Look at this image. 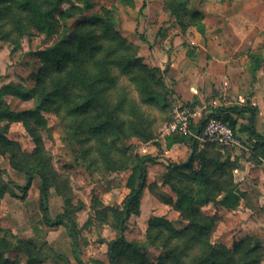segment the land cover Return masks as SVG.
<instances>
[{
  "label": "rangeland",
  "instance_id": "obj_1",
  "mask_svg": "<svg viewBox=\"0 0 264 264\" xmlns=\"http://www.w3.org/2000/svg\"><path fill=\"white\" fill-rule=\"evenodd\" d=\"M170 2L64 0L55 17L60 31L65 33L90 17L105 15L109 11L110 37L117 38L113 45L120 52L125 45L129 46L123 54L142 59L141 65L154 73V80L149 85L156 94L149 104L144 102L149 94L141 95L135 80L119 75L120 84L127 88L131 101L136 102L141 110L139 115L129 111L122 116L130 120L124 136L119 139L112 133L106 136L108 143L113 140L117 143L118 152L114 150L112 154L118 161L117 166L99 154L94 142L84 145L72 143L65 130L66 124L54 112H43L47 123L37 132L38 143L22 122L0 123V126L7 127L6 138L18 144L25 156L42 150L44 161L51 170V219L55 220L60 215L70 217L78 234V254L87 264H95V260L110 264L109 243L118 235L111 210L120 207L130 194L127 182L137 156L157 155L160 160L157 164L148 165L147 188L139 213L132 214L128 220L126 239L145 243L150 220L155 216L166 217L178 229L188 224L167 201L169 198L175 200L176 195L164 179L167 165L170 162L183 163L189 152L182 145L177 154L166 157L169 136L165 134V126L175 106H187L194 114L201 115L210 114L214 109L211 103L218 98L221 88H212L211 92L208 84L203 87L206 69L213 60L205 49L223 50L225 56L228 49L244 48L240 50V56L232 57L230 64H242L245 53L254 45L264 52V0H193L182 20L171 14ZM94 28L88 27L87 31L93 32ZM12 32L10 26L0 29L1 84L15 82L31 89L36 81L34 75L41 66L37 52L52 44L53 40L36 32L29 35ZM132 74L147 75L140 66H134ZM203 95L205 102L201 104L196 99ZM7 101L19 111L35 106L34 102L19 98L7 97ZM133 127L138 128L139 133ZM238 137L244 145L245 141ZM102 149L108 151L105 147ZM18 158L19 155L16 160ZM0 169L6 171V174H0V191L4 193L0 202L1 235L15 243V247L4 254L5 258L11 261L27 259L25 250L17 245L16 240L20 239L32 243L39 258H47L43 264H79L68 221L60 226H49L44 222L39 177L24 194L9 182L19 186L26 183L25 174L13 168L10 153L0 152ZM250 196V203L243 201L242 208L235 210L241 211L238 215L228 216L226 209L218 205L203 206L202 211L217 220L211 235L213 243L232 250L234 243L250 237L253 245L259 244L264 249V195L252 192ZM246 208L251 211L247 216L244 215ZM145 253L154 260L161 254V249L150 247ZM260 264H264V254Z\"/></svg>",
  "mask_w": 264,
  "mask_h": 264
},
{
  "label": "trees",
  "instance_id": "obj_2",
  "mask_svg": "<svg viewBox=\"0 0 264 264\" xmlns=\"http://www.w3.org/2000/svg\"><path fill=\"white\" fill-rule=\"evenodd\" d=\"M63 1L0 0V29L10 26V32L20 35L36 32L53 40L52 44L37 52L41 57V66L34 75L36 81L31 89L15 82L1 84L0 79V123L22 122L29 133L37 138L38 143L40 138L38 139L37 132L47 123L43 112H54L66 124L65 130L72 143L84 145L94 142L99 154L117 166L118 161L112 157L114 150L118 152L117 143L115 140L108 143L106 136L109 133L118 139L124 136L130 120L122 116L129 111L139 115L141 110L136 102L131 101L127 88L120 84L119 75L135 80L141 95L149 94L144 99L149 104L156 94L149 85L154 80V73L141 65L142 59L123 54L129 46L119 36L125 49L120 52L113 45L117 38L110 37L112 29L109 25V11L105 15H94L74 30L62 33L55 17L61 11ZM192 3L193 0H171L170 12L182 20ZM88 27L95 28L92 32L87 31ZM134 66H140L147 75L132 74ZM248 66L254 75L264 69L263 54L250 53ZM7 97L32 101L35 106L19 111L13 108ZM245 112L250 113L248 124L240 125L239 117ZM257 112L255 107L222 108L206 115L197 126L192 124L191 130L199 133L207 118H219L234 128L239 136H245V140L252 144L249 161L261 164L264 159V135L256 130ZM173 118L172 115L170 121ZM6 128L0 126V152L10 153L13 168L26 176L23 186L9 182L26 194L34 179L39 177L40 208L45 224L60 226L68 221L74 239L76 260L79 264H87L78 254V234L70 217L60 215L55 220L51 219V170L44 161L42 150L38 149L34 155L25 156L18 144L6 138ZM135 130L139 133L138 128ZM182 143L190 146V158L185 163L170 162L164 183L169 184L176 195L175 200L169 198L167 201L181 213L188 224L178 229L166 217L155 216L150 220L145 243L129 242L126 239L128 220L132 214L139 213L141 199L147 188L148 165L157 164L160 160L157 155L137 156L127 182L130 194L120 207L111 210L118 235L109 243V263L260 264L264 249L259 244L253 245L250 237L234 243L232 250L213 243L211 235L217 223L216 217L208 216L202 211L203 206L208 204L237 209L241 201H250L251 194L237 191L234 170L239 166V159H232L233 152L230 148H222L214 143H207L201 149L193 136L169 135L166 147L171 149L175 144ZM104 147L108 151L102 149ZM124 166L128 168L127 164ZM0 174H6V171L0 169ZM3 195L0 191V202ZM2 231L0 228V264H43L47 260L37 256L32 243L20 239L16 240L17 245L25 250L27 259L11 261L5 258L4 254L15 247V243L4 238ZM150 247L161 249V254L154 260H150L145 253ZM94 263L104 264L97 260Z\"/></svg>",
  "mask_w": 264,
  "mask_h": 264
},
{
  "label": "crops",
  "instance_id": "obj_3",
  "mask_svg": "<svg viewBox=\"0 0 264 264\" xmlns=\"http://www.w3.org/2000/svg\"><path fill=\"white\" fill-rule=\"evenodd\" d=\"M243 49L244 48L241 47H235V49H232L231 51L228 49L225 51L227 52V55H225L227 59H224L225 56L223 50L214 49L213 51L211 49V51L209 48L205 49L211 56H213V60H211L206 69L207 71L204 75L203 87L208 84L211 92L212 88H221L218 98L214 99L211 103V106L214 108L211 110V113L222 108H231L235 106L240 108H257L256 130L258 133L264 135V69L257 71L254 75L248 66L250 53L261 52L264 56V52L260 49L258 50L257 45H254L245 53L242 64H230L232 57L236 58L237 56H240V50ZM212 96H215V94L213 93ZM196 100L201 104H204V95L199 96ZM206 107L207 106H204V108ZM206 115L208 114L202 113L201 115V113H195L193 117V125L197 126L201 121L200 116H202L203 119ZM249 117V112H245L240 116V125H247ZM242 138L245 141L244 145L242 143L238 147L231 148L233 150L230 149L233 152L232 159L234 160L236 157L239 159V166L234 170V179L238 187L237 191L245 192L249 195L252 192L259 196L262 194L264 195V168L262 162L261 164H254L249 161L252 153V144L245 140L246 138L244 135ZM182 145H184L183 147L186 152H189V155L183 163L187 162L191 155V149H189L188 145L183 143L175 144L169 149V151H167L166 157L169 158L170 156L177 154L178 149L181 148ZM198 145L200 148L202 147V144L198 143ZM148 170H150V168ZM242 204L243 201H241L239 208H242ZM220 208L226 209L225 212L228 216L241 213L240 210L235 212L236 209L225 208L223 206H220ZM246 212L247 213L244 215L247 216L248 212L250 213L251 211L246 208ZM233 219H235V217Z\"/></svg>",
  "mask_w": 264,
  "mask_h": 264
},
{
  "label": "built area",
  "instance_id": "obj_4",
  "mask_svg": "<svg viewBox=\"0 0 264 264\" xmlns=\"http://www.w3.org/2000/svg\"><path fill=\"white\" fill-rule=\"evenodd\" d=\"M173 120L165 126V134H179L182 136H193L199 144L214 143L222 148H234L242 144L237 131L219 118L210 117L205 121V126L199 133L191 130L193 124V110L187 106H175L173 109ZM264 168V159L262 160Z\"/></svg>",
  "mask_w": 264,
  "mask_h": 264
}]
</instances>
